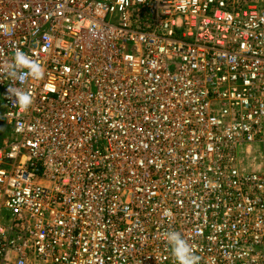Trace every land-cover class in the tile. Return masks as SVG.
Segmentation results:
<instances>
[{
  "label": "built area",
  "instance_id": "obj_1",
  "mask_svg": "<svg viewBox=\"0 0 264 264\" xmlns=\"http://www.w3.org/2000/svg\"><path fill=\"white\" fill-rule=\"evenodd\" d=\"M184 9H180V5ZM0 264H264V5L0 0Z\"/></svg>",
  "mask_w": 264,
  "mask_h": 264
},
{
  "label": "clouds",
  "instance_id": "obj_2",
  "mask_svg": "<svg viewBox=\"0 0 264 264\" xmlns=\"http://www.w3.org/2000/svg\"><path fill=\"white\" fill-rule=\"evenodd\" d=\"M179 7L181 10L184 9L183 4ZM44 72V67L20 48L15 50L5 65L0 66V77L6 76L15 84V86L10 84L7 89L8 95L14 98L15 106L28 109L32 105L31 94L25 91L22 86L29 79L42 78ZM163 238L170 247L175 264H199L200 257L197 255L195 246L190 244L179 232L167 231L163 234Z\"/></svg>",
  "mask_w": 264,
  "mask_h": 264
},
{
  "label": "rangeland",
  "instance_id": "obj_3",
  "mask_svg": "<svg viewBox=\"0 0 264 264\" xmlns=\"http://www.w3.org/2000/svg\"><path fill=\"white\" fill-rule=\"evenodd\" d=\"M258 4L264 5V0H255ZM2 116V111H0V117ZM9 132V127L6 125V121L3 118H0V142L3 138L7 136Z\"/></svg>",
  "mask_w": 264,
  "mask_h": 264
}]
</instances>
